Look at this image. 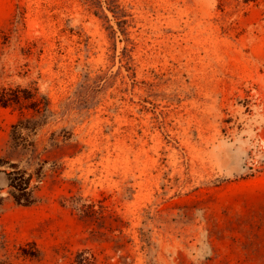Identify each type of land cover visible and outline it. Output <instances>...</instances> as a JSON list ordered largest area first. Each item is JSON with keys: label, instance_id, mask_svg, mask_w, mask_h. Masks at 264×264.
Returning a JSON list of instances; mask_svg holds the SVG:
<instances>
[{"label": "rangeland", "instance_id": "obj_1", "mask_svg": "<svg viewBox=\"0 0 264 264\" xmlns=\"http://www.w3.org/2000/svg\"><path fill=\"white\" fill-rule=\"evenodd\" d=\"M15 92L0 264H264V0H0Z\"/></svg>", "mask_w": 264, "mask_h": 264}, {"label": "trees", "instance_id": "obj_2", "mask_svg": "<svg viewBox=\"0 0 264 264\" xmlns=\"http://www.w3.org/2000/svg\"><path fill=\"white\" fill-rule=\"evenodd\" d=\"M32 96V94H31ZM31 96H25L31 97ZM35 94L32 96L34 97ZM19 97L18 93H13L12 96H5V94L1 95L0 101L3 104L9 103L10 100H16ZM9 185L12 188L11 195L14 200L18 203L29 204L33 201L32 198V189L30 188L31 176H26V172L19 169L13 168L11 172H9Z\"/></svg>", "mask_w": 264, "mask_h": 264}]
</instances>
